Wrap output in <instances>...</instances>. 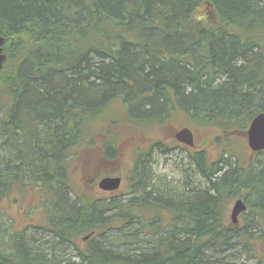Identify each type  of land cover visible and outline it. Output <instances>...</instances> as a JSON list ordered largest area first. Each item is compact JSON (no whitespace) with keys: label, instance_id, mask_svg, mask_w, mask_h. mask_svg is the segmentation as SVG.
Listing matches in <instances>:
<instances>
[{"label":"trees","instance_id":"trees-1","mask_svg":"<svg viewBox=\"0 0 264 264\" xmlns=\"http://www.w3.org/2000/svg\"><path fill=\"white\" fill-rule=\"evenodd\" d=\"M207 4L215 20L199 13ZM0 36V201L19 179L45 188L49 224L35 231L52 240L9 234L0 264H246L245 252L264 264L262 160L223 170L197 155L205 187L177 191L152 184L140 156L123 194H65L71 149L115 101L135 123L181 112L244 131L264 111V0H0ZM98 147L99 173L118 149ZM233 198L246 205L242 225L224 223Z\"/></svg>","mask_w":264,"mask_h":264},{"label":"rangeland","instance_id":"rangeland-1","mask_svg":"<svg viewBox=\"0 0 264 264\" xmlns=\"http://www.w3.org/2000/svg\"><path fill=\"white\" fill-rule=\"evenodd\" d=\"M198 10L206 18L207 15L204 7L202 6ZM110 106L112 107L106 110L105 115H101L97 123H87L89 126L87 127L86 140L89 138L90 141L71 149V159L68 166L71 184H67L69 193L65 189V194L70 201H73L75 197L80 199L100 198L102 193L97 189V182L101 177L109 173H115L122 177V185L115 194L110 193L108 197L114 198L126 192V187L133 182L131 172L134 169L135 155L142 153L144 148L148 151L147 143L149 141L154 142L155 145L153 147L151 145L150 150L143 157L145 158L143 163L144 171L150 173L152 184L157 185L156 180H163L177 191L183 190L182 184L184 182H186V186L192 188L205 187L203 180L200 179L194 169L193 162L190 163L191 156L201 155L208 164L217 163L223 170L227 168L229 163L246 167L249 162L250 151L246 140L241 136L221 133L222 131L218 130L215 124L209 123V125L203 126L198 124V122L190 121L186 114L178 112H173L168 116L165 115V119L160 122L135 123L125 117L122 108L116 101L115 103H111ZM182 127L189 128L193 133L194 141L197 144L196 152L181 149L179 144L174 140L173 134ZM108 140L118 149V165L107 163L103 170L98 173L90 163L93 159H96V148L100 142ZM141 145L144 146L143 149ZM161 150H165L166 153H162ZM256 159L264 161V155H260ZM83 162L84 164L88 162V166L90 165L86 173L87 175H92L88 187L85 184L86 182L82 180ZM261 164L256 162L255 166L258 167ZM19 183L25 192H23V189L19 191L11 188L0 202V243L2 244L3 240H7L8 235L13 234V232L14 234L22 232L26 238L39 233L36 236L37 240L41 238L51 242V234L43 230L35 231V228L32 227L35 225L37 227H45L49 224L45 206L47 201H50L51 194L46 192L45 188L36 189L28 177L19 179ZM71 186L73 191H71ZM245 194L246 190H243L241 195L244 197ZM62 198L64 199L63 196ZM248 198L250 200L251 196ZM235 199L233 198L227 204V211L224 216L225 224L229 222V212ZM23 206H26L23 209L25 212L19 217V210ZM146 214L148 215V212ZM146 214L143 213L142 215L147 216ZM109 215L112 216L110 220L113 223L122 221V218L116 213H109ZM162 217L167 218L165 216ZM240 225H242V217H240ZM106 234L105 238L113 235V232H106ZM251 234H257V232L254 231ZM253 246L257 247L255 244ZM135 247L134 245L132 248ZM239 249L240 247L236 249V252ZM65 253V258L74 255V251L70 246L67 247ZM251 254L252 252L246 255L245 252L241 257L242 261L246 264H257V259L253 258L254 256Z\"/></svg>","mask_w":264,"mask_h":264},{"label":"water","instance_id":"water-1","mask_svg":"<svg viewBox=\"0 0 264 264\" xmlns=\"http://www.w3.org/2000/svg\"><path fill=\"white\" fill-rule=\"evenodd\" d=\"M3 43L4 39L0 36V69L2 68L4 60L6 59V55L3 53L2 49ZM245 136L247 139L248 147L252 152H259L264 150V113H260L250 122ZM174 138L180 143H184L190 146L192 145L191 132L186 128L176 132ZM119 185L120 178L106 177L99 181L98 188L105 192H112L116 191L119 188ZM244 210L245 205L242 200H236L230 212V220L232 224L237 223V217L242 212H244ZM87 238L88 236L85 237L84 240H86Z\"/></svg>","mask_w":264,"mask_h":264},{"label":"flooded vegetation","instance_id":"flooded-vegetation-1","mask_svg":"<svg viewBox=\"0 0 264 264\" xmlns=\"http://www.w3.org/2000/svg\"><path fill=\"white\" fill-rule=\"evenodd\" d=\"M150 144L152 145L151 142H150ZM100 149H101L100 147H97V148H96V159H93V160H97V158H98L97 154H98V152H100ZM91 159H92V158H91ZM93 160H92V161H93ZM92 161H91V163H92ZM91 163H90V165H91ZM105 163H106V162H105ZM90 165L88 166V162H86V163L84 164V171H83V173H85V176H83V179H82V180H83L84 182H86L85 184H86L87 187L89 186V185H88V184H89V181H88V180H90V179L92 178V177H91V176H92L91 174L88 175L87 178H86V172L88 171ZM82 168H83V167H82ZM82 170H83V169H82ZM88 178H89V179H88ZM16 183H18V182H15V184H16ZM91 186H92V185H91ZM21 189H23V188L21 187V185H17L16 188L13 189V190H19V191H20ZM36 189H40V187H36ZM23 192H25L24 189H23ZM1 201H2V200H1ZM1 201H0V202H1ZM25 207H26V206H23V207L21 208V210H19V217H21L22 214L25 212V210H23ZM28 207H29V206H28ZM20 215H21V216H20ZM32 227L35 228V229H37V228H40V227H42V226H38V227H37V226L35 225V226H32ZM13 233H14V232H13Z\"/></svg>","mask_w":264,"mask_h":264}]
</instances>
